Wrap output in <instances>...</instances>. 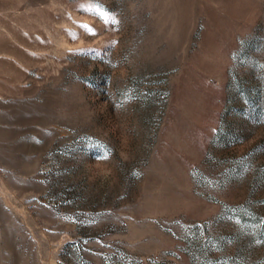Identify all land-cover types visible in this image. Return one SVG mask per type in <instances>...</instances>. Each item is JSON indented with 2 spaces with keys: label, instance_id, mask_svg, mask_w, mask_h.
Wrapping results in <instances>:
<instances>
[{
  "label": "rangeland",
  "instance_id": "374dc122",
  "mask_svg": "<svg viewBox=\"0 0 264 264\" xmlns=\"http://www.w3.org/2000/svg\"><path fill=\"white\" fill-rule=\"evenodd\" d=\"M0 264H264V0H0Z\"/></svg>",
  "mask_w": 264,
  "mask_h": 264
}]
</instances>
